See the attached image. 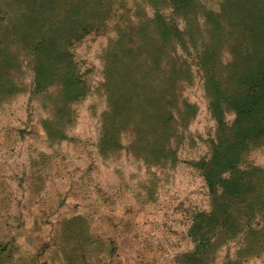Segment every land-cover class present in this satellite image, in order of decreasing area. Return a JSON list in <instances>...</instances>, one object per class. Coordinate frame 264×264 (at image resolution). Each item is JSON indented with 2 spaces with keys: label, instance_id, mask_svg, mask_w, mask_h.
Returning a JSON list of instances; mask_svg holds the SVG:
<instances>
[{
  "label": "rangeland",
  "instance_id": "obj_1",
  "mask_svg": "<svg viewBox=\"0 0 264 264\" xmlns=\"http://www.w3.org/2000/svg\"><path fill=\"white\" fill-rule=\"evenodd\" d=\"M36 1L17 27L54 16L47 46L0 45V264H264V136L232 190L199 166L264 62V0Z\"/></svg>",
  "mask_w": 264,
  "mask_h": 264
},
{
  "label": "trees",
  "instance_id": "obj_2",
  "mask_svg": "<svg viewBox=\"0 0 264 264\" xmlns=\"http://www.w3.org/2000/svg\"><path fill=\"white\" fill-rule=\"evenodd\" d=\"M39 7V2L36 0H0V45L7 46L14 37L20 36L18 39L24 46H47L50 42L49 39L53 38L54 30L52 28L57 25L54 16L52 25L46 29L43 27V29L21 28L18 30L17 27V21L24 16L27 18L33 14L34 9L37 11ZM33 18L37 23L38 17ZM35 27L37 26L35 25ZM164 28L166 30L165 25ZM28 35L33 37L29 38ZM10 36H12L11 41H9ZM260 61L262 64L257 62L253 66H248L241 73L240 94H238L239 92L230 94L235 109V118L230 131L223 133V137L214 143L211 156L199 163L212 192L218 186L232 190V173L239 169L238 163L242 152L250 142L264 136V62L261 59ZM214 87L213 111L223 130L226 123L222 118V103L230 95L219 83L214 84Z\"/></svg>",
  "mask_w": 264,
  "mask_h": 264
},
{
  "label": "crops",
  "instance_id": "obj_3",
  "mask_svg": "<svg viewBox=\"0 0 264 264\" xmlns=\"http://www.w3.org/2000/svg\"><path fill=\"white\" fill-rule=\"evenodd\" d=\"M6 243H7V242H5L4 244H0V245L2 246V251H1V252H2L3 254L6 253V255L3 256L4 258L9 256V254H10V250H11V246H12V245L8 246V245H6ZM2 253H1V254H2ZM7 253H8V254H7ZM3 254H2V255H3Z\"/></svg>",
  "mask_w": 264,
  "mask_h": 264
}]
</instances>
